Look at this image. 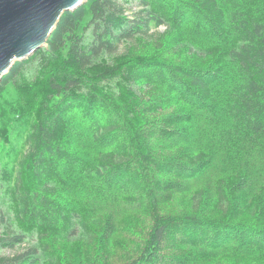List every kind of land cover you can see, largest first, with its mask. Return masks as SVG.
<instances>
[{
    "label": "trees",
    "instance_id": "trees-1",
    "mask_svg": "<svg viewBox=\"0 0 264 264\" xmlns=\"http://www.w3.org/2000/svg\"><path fill=\"white\" fill-rule=\"evenodd\" d=\"M175 2L174 7H169L170 0H160L151 8L149 2L142 0L141 7L133 11L126 6L127 0H86L75 10L63 13L45 47L25 61L15 62L0 81V136H6L7 128L20 121L29 125L28 133L23 135L24 151L11 165L10 186L6 179L9 196L16 205L15 218L25 226L28 221L40 228L50 221L59 225L62 238L76 240L85 250L80 264H98L99 256L92 249L100 240L99 232L105 221L100 217L87 221L67 207L65 192L56 184L69 167L77 169V175L73 172L67 175L71 184L108 180L117 186L121 204L131 205L139 203L154 188L168 190L170 179L190 178L188 168L201 164L205 155L187 153L183 158L188 165H172L144 151L129 150L131 144L126 142L124 146L97 150L88 162L83 156L75 155V149L59 136L57 117L63 113L62 104L76 108L92 101L108 112L104 121L94 120L89 125L93 144L125 132H128L127 141L131 142L141 137L145 129L141 116H148L153 106L139 101L137 105L121 108L98 82L125 81L133 85L142 82L150 95L164 89L168 99L172 97L176 102L177 111L171 123L179 126L186 123L192 106L203 104L200 101L215 102V85L233 75L236 82L225 93L233 107L232 119L240 122L249 134L264 133V19L259 18L258 12L264 0L251 12L236 8L237 0ZM180 9L178 20L175 15ZM195 22L196 28H193ZM160 26H166V35L153 36ZM195 30L222 35L224 48L200 44L193 37ZM154 56L167 57L175 63L166 65L167 76L177 85L187 87L185 92L175 90L172 84L168 87L154 84L149 78L143 81L139 70L146 68ZM37 60L42 63L35 67L36 77H44L46 86L39 88L36 83V89L34 82L19 81L28 63ZM44 67L48 69L43 70ZM165 78L167 81L166 76L162 80ZM57 106V110L53 109ZM138 116L140 121L136 123ZM149 172H156L159 177L155 179ZM236 184L237 177L220 179L215 198L206 210L217 220L212 227L234 230L237 234L218 236L211 244L217 246L233 239L239 242L240 251L255 247L257 252L250 257L257 264H264V232L256 228L264 229V204L245 199L234 204L226 189ZM206 197L205 187H197L188 197L184 216L157 218L147 228L128 219L126 227L138 237L133 243L129 264H155L169 239L204 240L205 233L199 232V227L207 222L203 216ZM173 205L179 214L178 197ZM42 232L38 247L27 246L9 256L0 254V264H63L61 253L51 251ZM257 234L262 235L260 239ZM23 241L24 237L13 233L0 236V249L14 250ZM236 253L229 256L230 261L243 264L241 256L245 255ZM224 260L227 262V257H222L220 263L224 264Z\"/></svg>",
    "mask_w": 264,
    "mask_h": 264
},
{
    "label": "rangeland",
    "instance_id": "rangeland-1",
    "mask_svg": "<svg viewBox=\"0 0 264 264\" xmlns=\"http://www.w3.org/2000/svg\"><path fill=\"white\" fill-rule=\"evenodd\" d=\"M141 1L127 0L126 6L134 11L141 7L139 6ZM145 1L149 2V7L153 8L154 4L160 0ZM170 1L169 7H174L175 0ZM237 1L236 8L246 12L253 11V8L260 2V0ZM258 7L259 18L264 19V2ZM181 11L180 9L175 15L178 20ZM127 15H130V12ZM195 24L196 22L192 25L193 28H196ZM166 33V26H160L154 30L153 36L154 34L166 35ZM219 36L217 33L212 34L207 30L193 32V37L200 44L204 42L207 46L218 45L224 48L225 45L221 43L223 36ZM40 63H42L41 60L29 62L19 82L26 84L34 82L35 87L37 83L39 88L46 86L44 77H36L35 67ZM174 64L167 57L154 56L150 62L146 63L147 67L139 71L143 76V81L149 78L150 82L154 84L167 87L168 84H172L176 88L175 90L185 92L187 87L177 85L172 78L167 76L166 65ZM47 69L43 68V70ZM163 76L168 77V80L166 81L165 78L163 81ZM235 82L233 75L228 79H223V82H218L215 85L216 94L214 97L216 100L213 103H204L195 99L203 104L197 103L195 107L192 106L186 123L179 126H175L176 123H171V119L177 111L176 102L172 97L168 99L164 89L155 95H150L148 88L142 82H136L135 85L125 81L98 82L100 88L114 96L121 108L137 105L139 101L140 103L149 102L153 106L154 110L148 116L146 114L141 116L145 123L141 137L132 139L131 142L127 141L128 132H125L119 136H112L104 142L93 144L90 139L89 125L94 120L104 121L108 112L92 101L87 102L86 106L76 108H70L66 103L62 104L63 108L61 106L60 110L63 109V113L57 117L60 121L59 136L67 143V146L75 149L73 151L75 155L83 156L88 162H91L93 154L97 150L124 146L126 142L131 144L129 150L144 151V153H149L158 160L168 161L172 165L175 163L188 165L183 158V155L187 153L203 152L205 155L201 164L191 165L188 168V173L191 174L190 178H187L188 180L170 179L168 180L170 187L168 190L161 191L154 188L139 203L131 205L121 204V195L117 192V186L112 182L109 183L108 180L105 182L91 180L95 184L91 182L71 184L67 180V175L72 172L77 175L75 173L77 169L73 166L69 167L63 178L56 184L60 185L65 192L64 201L67 203V207L77 211L87 221L94 217H100L105 221L104 228L99 232L100 240L92 249L93 254L99 256L98 264H129L130 254L134 248L133 243L137 241L138 237L130 228L126 227L125 222L128 219H133L143 228H147L157 218L176 219L182 217L186 214L189 195L201 186L205 187L207 193L203 211L207 222L199 227V232L205 233L204 240L201 242L195 239L166 240L163 249L159 252L161 257L155 264H208L209 262L210 264H221L220 261L224 256L229 261L224 260V264H237L230 261L231 257L229 259V256L237 254L236 252L245 255L241 256L243 264H252L255 261L250 257L257 252L255 247L240 251L238 249L239 242L233 239L217 246L211 244V241L218 236L230 234L235 237L237 233L222 227H212L216 226L217 220L207 214L206 210L215 198L218 181L226 180L232 176L238 178V184L229 186L226 192L234 204L241 203L244 199L264 204V133L261 135L249 134L240 122L235 123L232 119L233 107L225 93L228 87H232ZM59 106L53 109L57 110ZM36 117L37 115L34 114L35 119ZM135 121L139 123L140 116ZM28 128V123L20 121L19 124H13L7 128L6 131H9L6 136L5 134L0 136V236L13 233L24 237L21 246H15L14 250L2 248L0 254L9 256L17 251H23L27 246L38 247L39 233L43 231L42 238L49 244L51 251L57 254L61 253L63 264H80L85 250L76 240L69 239L70 241H68L62 238L59 225L50 221L40 228L28 221L25 226L15 218L16 205L9 196L6 179L10 186L11 165L19 159L24 151L23 135L28 133ZM1 132L4 133V130L1 129ZM149 173L155 179L159 177L156 172ZM142 174H145L144 171ZM149 196H151L150 199ZM177 197L181 203L179 214L173 205ZM152 199L153 201H151ZM210 222L213 224H208ZM237 225L244 224L237 223ZM256 228L258 231L264 232V229ZM257 235L259 239L262 236ZM100 253H102V258Z\"/></svg>",
    "mask_w": 264,
    "mask_h": 264
},
{
    "label": "water",
    "instance_id": "water-1",
    "mask_svg": "<svg viewBox=\"0 0 264 264\" xmlns=\"http://www.w3.org/2000/svg\"><path fill=\"white\" fill-rule=\"evenodd\" d=\"M86 0H0V81L15 62L45 47L63 13Z\"/></svg>",
    "mask_w": 264,
    "mask_h": 264
}]
</instances>
